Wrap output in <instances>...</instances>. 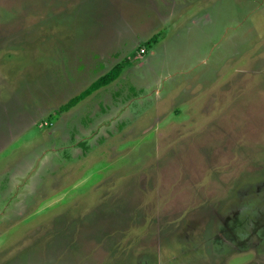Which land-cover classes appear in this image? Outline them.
Here are the masks:
<instances>
[{
	"label": "rangeland",
	"instance_id": "374dc122",
	"mask_svg": "<svg viewBox=\"0 0 264 264\" xmlns=\"http://www.w3.org/2000/svg\"><path fill=\"white\" fill-rule=\"evenodd\" d=\"M0 264H264V0H0Z\"/></svg>",
	"mask_w": 264,
	"mask_h": 264
},
{
	"label": "trees",
	"instance_id": "16d2710c",
	"mask_svg": "<svg viewBox=\"0 0 264 264\" xmlns=\"http://www.w3.org/2000/svg\"><path fill=\"white\" fill-rule=\"evenodd\" d=\"M121 74V69L119 67H115L110 73L106 74L102 78L98 79L94 82L89 88L80 93L79 95L72 98L68 103L62 106L57 112L62 114L64 112H68L69 110L76 107L80 102L90 97L93 93L100 90L101 88L109 85L113 81H115L119 75Z\"/></svg>",
	"mask_w": 264,
	"mask_h": 264
},
{
	"label": "crops",
	"instance_id": "0c3cea01",
	"mask_svg": "<svg viewBox=\"0 0 264 264\" xmlns=\"http://www.w3.org/2000/svg\"><path fill=\"white\" fill-rule=\"evenodd\" d=\"M118 59H119V58H116L115 60H118ZM121 62H123V59H122V61H118L117 64H116L115 66H116V67H119V68L121 69V67H120V63H121ZM113 69H114V68H113ZM113 69H112V70H113ZM112 70H111V71H112ZM111 71H110V72H111ZM110 72H109V73H110ZM118 78H119V77H118ZM118 78H117V79H118ZM117 79H116V80H117ZM116 80H115V81H116ZM113 82H114V81H113ZM110 84H111V83H110ZM107 86H108V85H107ZM105 87H106V86H105ZM88 88H89V87H88ZM101 89H102V88H101ZM98 91H99V90H98ZM96 92H97V91H96ZM96 92H95V93H96ZM93 94H94V93H93ZM93 94H92V95H93ZM92 95H91V96H92Z\"/></svg>",
	"mask_w": 264,
	"mask_h": 264
}]
</instances>
